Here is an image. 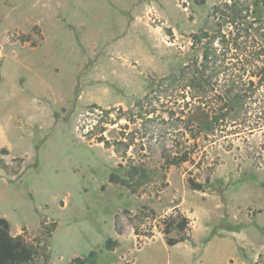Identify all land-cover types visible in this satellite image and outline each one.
I'll return each mask as SVG.
<instances>
[{"label":"rangeland","instance_id":"rangeland-1","mask_svg":"<svg viewBox=\"0 0 264 264\" xmlns=\"http://www.w3.org/2000/svg\"><path fill=\"white\" fill-rule=\"evenodd\" d=\"M232 83L243 107L198 132ZM0 216L32 264H264V0H0Z\"/></svg>","mask_w":264,"mask_h":264},{"label":"trees","instance_id":"trees-1","mask_svg":"<svg viewBox=\"0 0 264 264\" xmlns=\"http://www.w3.org/2000/svg\"><path fill=\"white\" fill-rule=\"evenodd\" d=\"M233 8V5L231 6ZM207 33L206 31H199L198 33H194L192 35V42H200L203 37H206ZM216 62V58L214 56V53L210 51V48L207 46L203 47L202 51V62L200 63L201 69L205 70V68H212L213 72L214 70V64ZM203 67V68H202ZM202 76V74H200ZM198 78L199 77H193L190 79L192 82H195L198 84ZM209 76H203L202 81H204V84L209 83ZM201 85V87L203 86ZM246 94L237 90L236 85L233 83L230 84L226 89L225 93L223 95V102L224 106L226 107V110L221 111L220 113H213L209 114V112L203 110L202 108L198 107L197 110L191 115L190 120H192L195 123L196 130L198 132H211L214 130V128L217 126L220 120L224 119L229 113L231 112H237L243 107L244 103V96ZM140 100L137 101L138 105L141 109V104L139 103ZM88 108L90 109H100V105L96 103H91ZM107 113V111H104ZM138 115H141V113L138 110ZM133 116V115H132ZM104 127H100L97 132L94 133V136H96V140L98 142H102L106 147L113 146L116 151H119V147H117L116 144L111 143L109 139H107L104 135ZM187 159L186 154L181 155H174L171 157H165L166 164H179ZM133 174H138L139 178L136 181V184H140L141 180L145 177L146 173L143 169H140L137 166H130V173L129 176L132 179ZM124 181V180H123ZM126 184H131L130 180L124 181ZM187 182L189 186L192 189H201L204 187L202 183H199L192 179L191 177L187 178ZM10 223L9 221L0 216V264H32L35 258L38 256V249L36 245L29 244L25 241V239L21 235L13 236L10 232ZM189 229V220L188 218L181 213L179 210H175V212L170 213L163 219V233L165 235V241L168 245L176 244L180 241H183L187 238V230ZM173 230H176L181 234L180 237H171L169 236V233ZM116 245V241L108 238L105 241V247L106 248H112ZM95 257V251H90L87 256L81 258V257H75L72 260V263H78V264H88L92 261V259ZM48 255H45V260L43 264L47 263Z\"/></svg>","mask_w":264,"mask_h":264}]
</instances>
